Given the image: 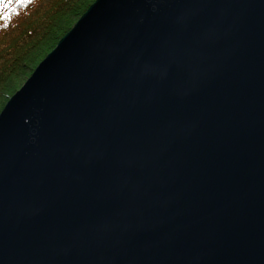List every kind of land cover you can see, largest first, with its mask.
Segmentation results:
<instances>
[{"label": "water", "instance_id": "water-1", "mask_svg": "<svg viewBox=\"0 0 264 264\" xmlns=\"http://www.w3.org/2000/svg\"><path fill=\"white\" fill-rule=\"evenodd\" d=\"M0 264H264V0H95L0 111Z\"/></svg>", "mask_w": 264, "mask_h": 264}, {"label": "trees", "instance_id": "trees-1", "mask_svg": "<svg viewBox=\"0 0 264 264\" xmlns=\"http://www.w3.org/2000/svg\"><path fill=\"white\" fill-rule=\"evenodd\" d=\"M95 0H0V111Z\"/></svg>", "mask_w": 264, "mask_h": 264}]
</instances>
